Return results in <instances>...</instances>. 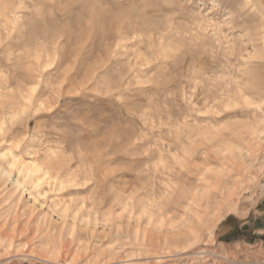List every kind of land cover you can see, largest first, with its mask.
I'll return each instance as SVG.
<instances>
[{
	"label": "rangeland",
	"instance_id": "374dc122",
	"mask_svg": "<svg viewBox=\"0 0 264 264\" xmlns=\"http://www.w3.org/2000/svg\"><path fill=\"white\" fill-rule=\"evenodd\" d=\"M0 263L264 264V0H0Z\"/></svg>",
	"mask_w": 264,
	"mask_h": 264
},
{
	"label": "bare ground",
	"instance_id": "6f19581e",
	"mask_svg": "<svg viewBox=\"0 0 264 264\" xmlns=\"http://www.w3.org/2000/svg\"><path fill=\"white\" fill-rule=\"evenodd\" d=\"M22 166H23V165H22ZM26 166H27V165H26ZM37 166H38V165H37ZM32 167H34V166L32 165ZM23 168H25V167L23 166ZM26 168H27V167H26ZM34 168H36V167H34ZM37 168L40 169L39 166H38ZM27 169L30 170L29 167H28ZM43 169H44V168H43ZM25 170H26V169H25ZM28 170H27V172H28V174H29L30 171H28ZM32 170H33V169H32ZM32 170H31V171H32ZM34 170H35V169H34ZM7 171H8V170H6V173H7ZM44 171H45V170H44ZM35 172H36V171H35ZM7 174H8V173H7ZM18 183H19V182H18ZM194 232H195V231H194ZM195 233H196V232H195ZM195 233H192V234L194 235ZM207 233H208V232H207ZM196 234H198V233H196ZM198 235H199V234H198ZM198 235H197V236H198ZM194 236H195V235H194ZM187 239H188V237H187ZM183 240H184V239H183ZM185 242H186V241H185ZM187 242H189V241L187 240ZM6 245H8V244H6ZM10 245H11V244H10ZM4 246H5V245H4ZM8 247H10V246H8ZM9 249H10V248H9ZM4 250H5V248H4ZM2 253H3V251H2ZM181 253H182V252H181ZM168 255H169V254H168ZM186 255H187V254H186ZM165 257H166V256H165ZM169 257H171V256L169 255ZM183 258H184V257H183ZM185 258H186V257H185ZM167 260H168V259H167ZM173 260H174V258H173ZM180 260H181V259H180ZM6 261H7V260H6ZM3 262H4V261H3ZM164 262H165V261H164ZM168 262H169V261H168ZM152 263H153V262H152ZM0 264H1V263H0Z\"/></svg>",
	"mask_w": 264,
	"mask_h": 264
}]
</instances>
